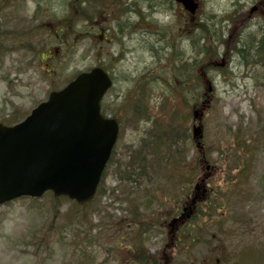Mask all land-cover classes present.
I'll use <instances>...</instances> for the list:
<instances>
[{
	"label": "rangeland",
	"instance_id": "obj_1",
	"mask_svg": "<svg viewBox=\"0 0 264 264\" xmlns=\"http://www.w3.org/2000/svg\"><path fill=\"white\" fill-rule=\"evenodd\" d=\"M8 1L0 0V122L22 120L51 90L100 66L112 76L101 104L120 128L87 205L49 193L0 205V264H144L133 259L137 245L148 264H162L167 222L178 215L171 211L178 205L181 212L203 174L212 202L187 220L183 241L193 259L173 264H257L264 249V3L199 0L190 16L173 0ZM71 4L90 18L68 31ZM233 10L247 16L240 37L225 19ZM200 70L212 86L208 97L206 82L194 80ZM203 99L208 170L191 135V112ZM171 120L176 137L157 136ZM163 152L169 163L159 161Z\"/></svg>",
	"mask_w": 264,
	"mask_h": 264
},
{
	"label": "water",
	"instance_id": "obj_2",
	"mask_svg": "<svg viewBox=\"0 0 264 264\" xmlns=\"http://www.w3.org/2000/svg\"><path fill=\"white\" fill-rule=\"evenodd\" d=\"M175 1L195 12L196 0ZM110 84L100 68L82 72L21 122L0 123V203L49 190L80 204L93 197L118 130L115 121L99 114L100 98ZM200 114L193 112L194 117ZM193 136L202 137L199 124Z\"/></svg>",
	"mask_w": 264,
	"mask_h": 264
},
{
	"label": "trees",
	"instance_id": "obj_3",
	"mask_svg": "<svg viewBox=\"0 0 264 264\" xmlns=\"http://www.w3.org/2000/svg\"><path fill=\"white\" fill-rule=\"evenodd\" d=\"M260 3H264V0H261ZM78 6L76 7H73L72 4H71V7H70V12L71 11H76L75 14H72L70 16H68V20H67V24H66V27H67V30L68 31H72L74 29V27L77 26V23H78V20L79 19H83V18H90V15L88 14L86 8H84L83 10L81 9L80 11L77 9ZM246 18L247 16L245 15V13H241V14H236L235 13V10L231 11L228 15H226V20H228L229 23H231V34L234 32L235 35L236 34H241V31L243 30V28L246 27ZM63 30V29H62ZM68 33V32H67ZM240 37V35H239ZM206 50V49H205ZM240 50V49H239ZM207 51V50H206ZM241 51V50H240ZM208 55H211V54H208ZM204 73V72H203ZM203 73H202V70H200V73L197 72L196 75H194V80H195V83L197 82H202L203 81ZM181 83L187 87L190 86V79L188 77V74H186L182 80H181ZM175 90V89H174ZM181 91V90H180ZM175 92L177 93V95L180 97V99L182 101H185V96L183 95L182 92H179L177 90H175ZM164 125V124H163ZM172 125V120L171 122L168 124H166V126H164L162 128V130H158V133H157V136H160V137H169L170 139H173L175 136L174 134V128ZM179 126L177 125V128ZM171 147L168 146L166 147V152L170 151ZM164 153V152H163ZM200 157V156H198ZM170 158H168L167 154H162L159 161H162L163 163H169L170 162ZM180 162V161H179ZM197 163H198V160L196 159L194 161V168L192 169V171H195V170H198L197 169ZM186 170L188 171V169L186 168ZM50 197L52 198L53 201L55 200H58V199H64L65 197H54L52 196V194H50ZM67 199V198H65ZM73 202V201H72ZM74 204H76L75 202H73ZM76 206H80L78 204H76ZM83 206V205H82ZM134 252H136L135 254L137 255V258H135L133 256V259L137 262V263H144V264H148V261L151 259L150 256H148L145 251V249L141 246V245H137L135 246Z\"/></svg>",
	"mask_w": 264,
	"mask_h": 264
},
{
	"label": "flooded vegetation",
	"instance_id": "obj_4",
	"mask_svg": "<svg viewBox=\"0 0 264 264\" xmlns=\"http://www.w3.org/2000/svg\"><path fill=\"white\" fill-rule=\"evenodd\" d=\"M13 2V0H9L7 2V4H11ZM57 49H55L56 51ZM48 59H51V57H48ZM53 60V59H52ZM46 65H48V63H45ZM50 72V73H54V68L52 70H46V72ZM108 75L110 76L111 80H112V76L111 74L108 72ZM101 106V114L104 116V117H108V118H115L117 120V122L119 123L120 122V119L118 118V116H114V115H110V113H107L104 109V107L102 106V104L100 105ZM205 189V192H210V189L209 188H204ZM204 195V194H203ZM204 196H201L200 198H204ZM206 204V203H204ZM191 211L193 213L192 216H196L195 214L199 211V208L201 207V204H199L198 202H195L194 204L192 203L191 205ZM208 206V204L206 205ZM178 208L176 206L175 208V213H177L178 211ZM189 221H178L177 222V225L173 227V230L171 232V235H170V241L168 244H165L164 248L162 249V260H164V263L166 264H173V262H177L178 259L181 257L183 258L184 260L187 261V259L190 257V259H193L191 258L190 254L186 252V249L188 248L187 245H184V241L185 238L191 234V232L189 231H185V228H186V225L188 224ZM264 251L261 250V252H258L257 253V259H258V263L257 264H264V259H262V257L264 256L262 254V252ZM204 261V260H203ZM206 263V262H205ZM208 264V263H207ZM217 264H253V262L251 261V258L248 259L247 261L244 260L243 258H238L236 259L235 262H226L225 260L223 261H220V260H217Z\"/></svg>",
	"mask_w": 264,
	"mask_h": 264
},
{
	"label": "bare ground",
	"instance_id": "obj_5",
	"mask_svg": "<svg viewBox=\"0 0 264 264\" xmlns=\"http://www.w3.org/2000/svg\"><path fill=\"white\" fill-rule=\"evenodd\" d=\"M202 114H203V112L200 114L199 117H201ZM199 117H192V119H191L192 120V125L191 126H196L199 123ZM119 128H120V123H119ZM160 138H162V137H160ZM154 153H157V151L154 150ZM160 157H161V154H160V156H158V159H160Z\"/></svg>",
	"mask_w": 264,
	"mask_h": 264
}]
</instances>
